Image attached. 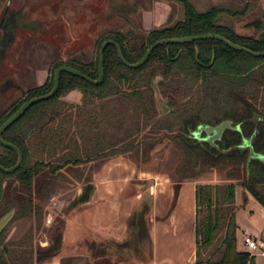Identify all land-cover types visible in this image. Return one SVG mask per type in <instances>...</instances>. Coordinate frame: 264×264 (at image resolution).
<instances>
[{
  "label": "trees",
  "instance_id": "16d2710c",
  "mask_svg": "<svg viewBox=\"0 0 264 264\" xmlns=\"http://www.w3.org/2000/svg\"><path fill=\"white\" fill-rule=\"evenodd\" d=\"M179 1L183 6L181 17L145 30L107 29L94 38L93 53L78 50L71 57L55 59L50 74L42 81L30 84L0 107V123L24 99L49 90L55 67L61 62L95 77L98 47L107 36L118 41L128 60L138 58L150 41L163 35L218 31L251 48L264 47V13L242 22L251 25L253 32L240 31L234 23L216 19L220 10L244 13L248 0L233 8L217 3L198 8L191 0ZM122 84L128 88H122ZM74 87L80 89L79 101L62 96ZM156 92L165 97L161 112L157 111ZM108 93L114 94L113 102L122 101L123 110L113 108L107 112L88 106L91 96ZM224 116L238 121V126H225L213 140L193 133L198 121L215 122ZM147 124L152 132L145 130L138 137V129ZM162 134L167 138L165 143L180 148L178 160L168 169L174 178L195 175L211 167L235 178L196 183L195 259L191 264L252 261L250 250L235 247L233 195L235 181L243 192H250L264 204V158L249 154L250 145L264 152V53L232 46L214 35L157 42L134 65L124 62L115 44L107 41L102 50V75L97 81L60 69L55 91L30 102L2 130L4 137L21 147L23 158L11 170L0 167V215L12 206V217L39 213L60 174L74 173L82 181L80 196L85 198L91 186L83 172L87 161L122 150L141 152L143 158L150 156L149 148L162 139ZM243 140L246 142L241 143ZM141 144L144 150L140 149ZM17 156L14 146L0 139V162L11 164ZM76 200L77 196L67 208ZM64 220L65 216L59 214L49 224L50 236L44 243L33 247L30 240H21L20 245L14 246L17 253L13 259L7 257L11 247L2 243L0 264H24L33 256L37 262L50 258L62 244Z\"/></svg>",
  "mask_w": 264,
  "mask_h": 264
},
{
  "label": "crops",
  "instance_id": "0c3cea01",
  "mask_svg": "<svg viewBox=\"0 0 264 264\" xmlns=\"http://www.w3.org/2000/svg\"><path fill=\"white\" fill-rule=\"evenodd\" d=\"M113 1V3H111ZM89 5L95 6L90 3ZM115 13L133 12L135 0H107ZM103 12L100 9L92 10ZM106 11V10H105ZM139 152L101 155L83 166L91 181L88 195L68 207L62 244L50 258L36 264H191L195 259L194 221L197 182L235 180L222 169L207 168L195 175L174 178ZM245 195V197L243 196ZM235 247L253 253L245 264H264V204L234 181ZM255 238L251 249L243 234Z\"/></svg>",
  "mask_w": 264,
  "mask_h": 264
},
{
  "label": "rangeland",
  "instance_id": "374dc122",
  "mask_svg": "<svg viewBox=\"0 0 264 264\" xmlns=\"http://www.w3.org/2000/svg\"><path fill=\"white\" fill-rule=\"evenodd\" d=\"M103 1L107 0H0V106L23 93L30 84L42 81L50 74L55 59L71 57L78 50L93 53L94 38L107 29L134 27L145 30L152 25L172 21L183 15V6L179 0H135L141 5H147L145 8H149V11L141 12L142 6H139L130 13L110 12L107 10L112 9V6L96 5ZM191 1L198 8H205L211 3L233 8L240 7L244 0ZM90 3L95 6L89 5ZM248 3L244 13L232 14L220 10L216 19L232 22L240 31L253 32L251 25H244L242 22L263 14L264 0H248ZM100 8L103 12L92 11ZM12 21H15V25L8 26V22ZM122 88L128 87L122 84ZM157 94L156 92L157 111L161 112L166 104L165 97ZM113 95L108 93L103 97L91 96L88 106L92 105L107 112H111L113 108L115 111L123 110L122 101L113 102ZM62 96L79 101L80 89L74 87ZM192 96L194 98L195 95ZM145 130L152 132L147 124L138 129L136 135L139 137ZM162 136L158 143L149 148L151 155L147 158H153L156 167L168 170L172 169L178 160L180 148L173 143H165L167 138L165 134ZM140 149L144 150L142 144ZM139 154L141 157L142 153ZM97 161L90 160L85 164H96ZM81 183L74 173L60 174L57 183L42 201L39 213L33 211L9 219L0 240V245L5 242L11 247L7 253L9 259L15 258L17 252L14 246L20 245L23 239L30 240L33 247L48 240L49 224L57 215L65 216L67 206L79 192ZM235 183L239 188L240 184ZM36 263L38 262L34 256L24 262Z\"/></svg>",
  "mask_w": 264,
  "mask_h": 264
},
{
  "label": "water",
  "instance_id": "95a60500",
  "mask_svg": "<svg viewBox=\"0 0 264 264\" xmlns=\"http://www.w3.org/2000/svg\"><path fill=\"white\" fill-rule=\"evenodd\" d=\"M209 35H214L217 36L219 38H222L223 40H225L227 43H229L232 46L238 47V48H243L247 51H250L252 53L258 54V53H264V47L263 48H251L243 43H240L236 40H233L229 37H227L226 35H224L221 32L218 31H205V32H196V33H185V34H176V35H163V36H158L156 38H154L152 41H150L147 46L145 47L144 51L142 52V54L136 58L135 60H128L126 59V57L122 54L121 49H120V45L118 43V41L111 37V36H107L104 37L98 47V73L95 77L90 76L88 73H86L85 71L81 70L80 68L76 67L75 65H72L70 63L67 62H61L59 64H57V66L55 67V74H54V82L51 86V88L47 91L44 92H40L37 94H33L29 97H27L26 99H24L1 123H0V139L7 143L10 144L12 146H14V148L17 150L18 156L17 159L11 163V164H3L2 162H0V167L6 170H11L14 167H16L22 160L23 158V151L21 149V147L14 142L11 139H8L6 137H4L2 135V130L4 129V127H6L13 119H15V117H17L20 112L24 109V107L26 105H28L30 102H32L33 100H36L40 97L43 96H48L51 93H53L55 91V89L57 88L58 82H59V72L60 69L62 68H66L69 69L77 74H80L82 76H84L85 78L92 80V81H97L99 80V78L102 75V50L103 47L105 45V43L107 41H112L115 44L116 50L118 55L122 58V60L124 62H126L127 64L130 65H134L137 64L139 62H141L145 56L147 55L148 51L150 50V48L156 44L157 42L160 41H166V40H181V39H188V38H193V37H199V36H209ZM212 57V56H211ZM225 126H238V121L232 120L230 117L228 116H224L222 118H220L219 120L215 121V122H208V121H198L197 123V127H195V129H193V132L195 135L206 138L208 140H213L216 137H219V135L221 134L222 129ZM201 129H204L205 134L203 135H199L198 133L200 132ZM243 138L246 140V137L243 136ZM246 141H241V143H244ZM249 154L253 155V156H260L262 158H264V152H262L261 150H256L253 149V147L250 145L249 146ZM15 211V207L12 206L11 208H9L8 210H6L5 212H3L0 215V230L3 228V226L9 221V219L12 217L13 213Z\"/></svg>",
  "mask_w": 264,
  "mask_h": 264
},
{
  "label": "built area",
  "instance_id": "2783aa9c",
  "mask_svg": "<svg viewBox=\"0 0 264 264\" xmlns=\"http://www.w3.org/2000/svg\"><path fill=\"white\" fill-rule=\"evenodd\" d=\"M243 241L251 248L253 249L256 245L257 242L255 240L254 237H252L250 234L248 233H244L243 234Z\"/></svg>",
  "mask_w": 264,
  "mask_h": 264
},
{
  "label": "flooded vegetation",
  "instance_id": "af4514ba",
  "mask_svg": "<svg viewBox=\"0 0 264 264\" xmlns=\"http://www.w3.org/2000/svg\"><path fill=\"white\" fill-rule=\"evenodd\" d=\"M5 11H6V8H5V10L3 9V15H2V19H3V17H4V13H5ZM0 21H2V20H0ZM15 21H12V22H8V26H14L15 24ZM179 50V49H178ZM178 50H177V52H178ZM177 52L174 54V55H176L177 54ZM211 56H213V53H211ZM211 59H212V57L210 58V61H211ZM73 65V64H72ZM7 104V103H6ZM5 104V105H6ZM5 105H3V106H5ZM3 106H0V107H3ZM198 123V122H197ZM197 123H196V127H197ZM193 129H195V128H193ZM193 131V130H192ZM194 133V132H193ZM199 135H203V134H205V131H204V129H201L200 130V132L198 133Z\"/></svg>",
  "mask_w": 264,
  "mask_h": 264
}]
</instances>
